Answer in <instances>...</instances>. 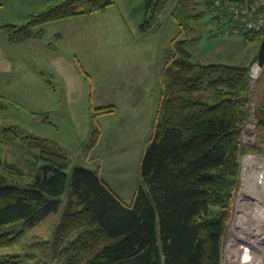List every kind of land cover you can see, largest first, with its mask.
Instances as JSON below:
<instances>
[{"label":"trees","instance_id":"1","mask_svg":"<svg viewBox=\"0 0 264 264\" xmlns=\"http://www.w3.org/2000/svg\"><path fill=\"white\" fill-rule=\"evenodd\" d=\"M169 1L146 0L141 31L158 27ZM113 2L66 0L23 25L0 29L17 42L43 38L45 28L34 27ZM242 35L254 39L264 33ZM187 44V38L176 37L165 57L155 126L141 161L142 183L130 203L98 170L71 167L70 152L57 141L16 127L3 131L0 264H25L33 257L29 247L42 239L49 241L41 249L61 264H222L242 159L260 151L258 143L243 141L242 132L253 109L251 66L195 61ZM256 110L264 128V105ZM11 151L21 154L17 160L9 158ZM46 221L44 229L35 230ZM15 244L20 249L12 251Z\"/></svg>","mask_w":264,"mask_h":264},{"label":"rangeland","instance_id":"2","mask_svg":"<svg viewBox=\"0 0 264 264\" xmlns=\"http://www.w3.org/2000/svg\"><path fill=\"white\" fill-rule=\"evenodd\" d=\"M63 1L0 0V25H23L33 15ZM179 1L182 9L177 11ZM112 2L94 13L34 27V31L45 28L43 38L17 42L0 29V137L6 128L16 127L24 134L57 141L70 152L71 167L98 170L130 203L142 183L141 161L155 126L157 90L166 76L165 57L175 38L188 39L187 48L195 61L250 65L254 100L264 94V66L255 82L251 75L257 68L263 37L210 36L212 19L204 0H170L160 14L158 27L150 31L140 30L146 0ZM63 36L65 45L54 52ZM252 106L243 126V141L258 143L260 151L249 152L242 159L241 184L225 236L223 264L241 263V246L255 224L254 214L260 212L251 191L261 173L253 162L264 159V128L258 123L256 107L260 105ZM11 154L9 158L14 160L21 155L18 151ZM245 193L252 196L241 200ZM44 223L35 230L44 229L47 221ZM47 241L42 239L35 249L29 247L33 257L24 260L25 264H61V258L41 249ZM11 249L20 247L15 244Z\"/></svg>","mask_w":264,"mask_h":264},{"label":"built area","instance_id":"3","mask_svg":"<svg viewBox=\"0 0 264 264\" xmlns=\"http://www.w3.org/2000/svg\"><path fill=\"white\" fill-rule=\"evenodd\" d=\"M210 17L220 26V34H245L247 32L264 33V0H207ZM252 72V81L259 76L262 66ZM264 177L256 179L255 187H261ZM264 185V184H262ZM254 201L258 204L260 214L264 213V194L254 195ZM255 213V224L244 240L245 246H241L243 258L240 264H264V220L260 221V214ZM223 264V259H222ZM229 264V262H228Z\"/></svg>","mask_w":264,"mask_h":264},{"label":"bare ground","instance_id":"4","mask_svg":"<svg viewBox=\"0 0 264 264\" xmlns=\"http://www.w3.org/2000/svg\"><path fill=\"white\" fill-rule=\"evenodd\" d=\"M260 156V155H259ZM257 157V156H256ZM253 158V157H252ZM255 158V157H254ZM252 163V162H251ZM253 164H255L256 165V167L257 166H259L260 168H261V173H260V176H263L264 177V159L263 158H257V160H255L254 162H253ZM252 164V165H253ZM248 170V169H247ZM252 171V170H251ZM247 172V171H246ZM259 176V177H260ZM246 182H248V181H246ZM249 183V182H248ZM251 184V183H250ZM262 184H264V179H263V181H262ZM261 184V187H256L255 188V190L254 191H251L252 192V194H254V195H258V194H260V195H262V194H264V185H262ZM245 187H246V185H244ZM253 187V186H252ZM250 193V192H249ZM246 195H247V197H251L252 195H249V194H247V193H245V195H242L241 196V200L243 199H245L246 198ZM254 198V197H253ZM253 203L254 204H256L257 205V203L255 202V201H253ZM243 205H246V203H244ZM241 208V207H240ZM238 211H240V209L238 210ZM241 211H242V209H241ZM255 215V214H254ZM255 217V216H254ZM260 221L261 222H263V220H264V213L262 214V212H261V214H260ZM253 218V217H252ZM240 220L242 221L243 220V216H241L240 217ZM237 221L235 222V226L237 225ZM243 223V222H242ZM233 231V230H232Z\"/></svg>","mask_w":264,"mask_h":264},{"label":"crops","instance_id":"5","mask_svg":"<svg viewBox=\"0 0 264 264\" xmlns=\"http://www.w3.org/2000/svg\"><path fill=\"white\" fill-rule=\"evenodd\" d=\"M212 21V25H211V32H210V36H213V34L214 35H221L219 32H218V30L219 29H217L216 27H215V24H214V21L213 20H211ZM223 35H225V34H223ZM230 35H232V34H229V35H225V36H230ZM65 37L63 36V37H61V39H60V42L58 43V45L56 46V48L55 49H52L54 52H57L58 51V49L63 45H65V39H64ZM255 56H256V54L255 55H253L252 57H251V59H253V58H255ZM257 57H258V54H257ZM201 62H203V61H201ZM212 62H214V61H212ZM26 63H28V61L26 62ZM204 63H211V62H204ZM225 63H228V62H225ZM30 64V63H29ZM229 64H233V65H241V63H239V64H236V63H229ZM263 99H264V94H263V92L262 93H260L254 100H252V103L253 104H256V105H261L260 103H262V102H264L263 101Z\"/></svg>","mask_w":264,"mask_h":264},{"label":"water","instance_id":"6","mask_svg":"<svg viewBox=\"0 0 264 264\" xmlns=\"http://www.w3.org/2000/svg\"><path fill=\"white\" fill-rule=\"evenodd\" d=\"M258 63L260 66H264V36L262 38L259 53H258Z\"/></svg>","mask_w":264,"mask_h":264}]
</instances>
